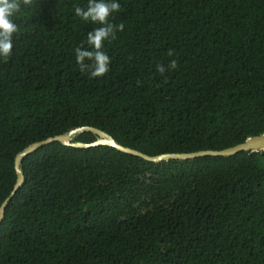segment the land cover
<instances>
[{
    "label": "trees",
    "instance_id": "obj_1",
    "mask_svg": "<svg viewBox=\"0 0 264 264\" xmlns=\"http://www.w3.org/2000/svg\"><path fill=\"white\" fill-rule=\"evenodd\" d=\"M117 2L108 19L124 30L104 41L109 72L96 78L75 53L93 50L87 34L103 26L75 15L88 0H34L13 18L12 54L0 57V204L15 154L73 127L149 155L264 133V0ZM21 167L0 264H264V150L151 162L54 141Z\"/></svg>",
    "mask_w": 264,
    "mask_h": 264
},
{
    "label": "clouds",
    "instance_id": "obj_2",
    "mask_svg": "<svg viewBox=\"0 0 264 264\" xmlns=\"http://www.w3.org/2000/svg\"><path fill=\"white\" fill-rule=\"evenodd\" d=\"M34 6V0H0V57L7 62L12 54L13 35L19 31V26L14 22V17L21 13L23 8ZM121 5L117 0H88L87 8L76 6L75 15L84 21H91L103 25L93 29L87 34V43L93 50L82 47L75 49L76 61L81 72H89L92 78L102 77L109 72L110 57L102 51L104 41L115 39L117 31L124 30V24L115 25L109 22V16L113 12H119ZM169 56L174 55V50L168 51ZM85 59L91 61L85 64ZM168 69L175 70L178 67L175 59L171 60ZM156 71L164 75L166 68L162 64L156 66ZM139 83V81H138Z\"/></svg>",
    "mask_w": 264,
    "mask_h": 264
},
{
    "label": "water",
    "instance_id": "obj_3",
    "mask_svg": "<svg viewBox=\"0 0 264 264\" xmlns=\"http://www.w3.org/2000/svg\"><path fill=\"white\" fill-rule=\"evenodd\" d=\"M84 131L92 132L93 134L97 136L96 139L91 142H83L79 140H74V138L78 134ZM54 141H59L60 143L64 145L78 147V148H86V147L97 146V145H109V146L116 148L119 151L131 154V155H135L137 157L143 158L151 162L168 161L171 159L186 160V159H194L197 157L207 156V155L228 157L231 155H235L241 151L256 152V151L264 150V133H260V134L249 136L240 143H237L233 146H229V147H226L220 150L204 149V150H197V151H192V152H166V153H161V154H156V155H149L138 149L120 144L109 133L97 127L89 126V125L73 127L63 133L49 136L42 140L34 141L28 144L26 147H24L22 150L18 151L15 154L14 169H15L16 179H15V183L9 195L0 204V223L4 217L5 207L7 206L9 201L12 199V197L15 195V193L20 189V187L25 182V176H24V173L21 167L22 159L29 153L35 151L37 148L43 145H47Z\"/></svg>",
    "mask_w": 264,
    "mask_h": 264
}]
</instances>
